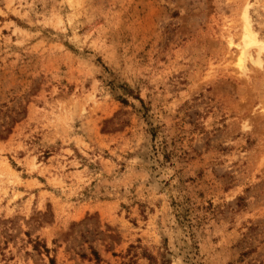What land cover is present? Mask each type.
Returning <instances> with one entry per match:
<instances>
[{"label": "rangeland", "instance_id": "obj_1", "mask_svg": "<svg viewBox=\"0 0 264 264\" xmlns=\"http://www.w3.org/2000/svg\"><path fill=\"white\" fill-rule=\"evenodd\" d=\"M0 264H264V0H0Z\"/></svg>", "mask_w": 264, "mask_h": 264}, {"label": "bare ground", "instance_id": "obj_2", "mask_svg": "<svg viewBox=\"0 0 264 264\" xmlns=\"http://www.w3.org/2000/svg\"><path fill=\"white\" fill-rule=\"evenodd\" d=\"M243 29H244L243 30V44L241 46L240 52H238L239 55H238L237 61H236V65L240 69H243L244 68V61H245L244 60V57H245V54L247 52L246 51L247 47L249 45H252V44H255L256 45V44L259 43V41L256 38V33L251 29L250 24L248 22H245ZM261 49H263V48L261 47Z\"/></svg>", "mask_w": 264, "mask_h": 264}]
</instances>
